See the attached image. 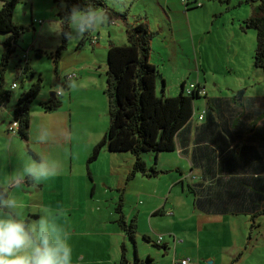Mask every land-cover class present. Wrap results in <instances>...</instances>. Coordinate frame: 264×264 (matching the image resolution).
<instances>
[{
	"label": "rangeland",
	"instance_id": "1",
	"mask_svg": "<svg viewBox=\"0 0 264 264\" xmlns=\"http://www.w3.org/2000/svg\"><path fill=\"white\" fill-rule=\"evenodd\" d=\"M59 1L60 0H19L13 13V21L23 25L26 31L18 39L16 49L9 57L4 76V87L9 88L13 83H15L17 87L12 89L11 98L5 106L12 109V105H15L19 95L25 91L40 74L43 77V86L39 95L30 105L31 119L27 139L21 138L18 134H12L8 131L10 122L5 127V132L0 131V180L6 184L9 183L12 178L15 179L17 176L22 175V162L29 156L33 159L44 156L49 160L55 161L60 166L59 174L54 176L55 178L52 179L53 181L35 182V184L38 185L44 184V187L35 193L36 195L27 196L26 194L15 192L12 196L23 202L25 205L23 211L28 210L25 212L26 214L29 210L40 213L41 210L48 209L57 222L65 226L68 230L70 234L69 242L72 246H78L77 243L81 242L78 238L81 236L84 237V243L88 245L95 242L110 245L113 237H111L108 232L111 226L116 224H114L115 222L111 223L110 221H112V218L108 219V216L111 217L113 213L115 214V207L120 196H122L123 212L130 213L131 210H133V214L127 220L131 222L134 218V211H136V208L143 209L148 199H153L154 196H158V194H155V182H157V179H138L140 180L138 182L137 179H135L133 180L134 182H132L136 186H139L141 180H143L144 183L142 182V186L145 185V191L139 190L138 188L130 189L127 187L125 194L130 193V195H126V197L123 196L126 189V175L122 180L123 184L121 182V186L118 188L117 186H114V188L108 186V184L114 185V183L117 185V180H106V178H116V170H120L124 165L127 163L129 164V162L125 159L114 161L109 158H122V156L130 153H109L106 157H100L87 165L86 161L91 149L86 147V143L91 144L92 135L86 134L82 140L81 138L78 139L77 133L70 132L66 121L62 124V130L67 131L69 136L67 139L65 138L63 140L62 131L58 126V118L60 117L59 114L61 110L66 109L60 107L55 111L44 112L41 108L39 104L41 98L49 95L50 91H55V88L60 87L59 84L56 83L55 65L53 63L55 50L61 42V26L58 18V11L60 7H63V3ZM105 1L107 5L114 10L123 9L125 5H128L126 0ZM144 6L149 8L146 10L148 13L147 15L144 12H140L137 8H134L135 11H131L130 19L134 21L142 17L144 22L148 21L149 26L154 27L153 29L158 32V34L156 32L152 42L149 61L158 68L160 75L164 78L166 94H171L172 96L177 95L181 81L183 80L185 83V91L190 84H197V81H199L208 97L236 96L237 93L241 91L242 95L249 97L247 101L253 104H260L261 106L257 105V107L264 110V70L254 66L252 56L249 55V40L244 44H240L236 39L229 37L232 31L230 18L231 14H234L233 12L231 14L225 12L218 16L214 19V24L212 25L213 22L210 20L207 11H202L203 8L192 9L190 11L192 33L189 30L187 20L184 21L183 18L180 17V21L184 24V26H180L182 31L180 33L176 32V35L172 36L169 18L166 14L163 11H159L160 13L156 10L150 11V4L145 3ZM247 7V5L240 6L241 9ZM240 8L236 10L238 11ZM31 22H33V25ZM235 22L239 24L237 21ZM178 24L179 23L176 24V28ZM101 27L102 29H114L118 31L117 25H110L108 22L100 26L99 29H101ZM247 31L255 40V32L252 29H248ZM7 37L8 35L0 33V48H2L0 58L5 49L3 43ZM77 40L78 37L75 36L69 38L67 48L61 52L58 60V71L59 75L62 74V81L63 73H66L67 65L73 59L75 50L72 44ZM38 49L43 51L41 57L35 54V50ZM26 51L29 53L33 70L36 72L34 77H31L29 73H22L21 71L23 65L21 64L22 61L18 60V57L20 59ZM51 55L53 56L52 58ZM62 66H64V68H62ZM105 72L100 73L99 84L92 88L93 93H98L100 84L104 89L106 84ZM72 77L73 75L70 78ZM159 83H162L160 78ZM159 83H157L158 93L160 91ZM60 89L64 93V97H61V99L62 101H66L69 92L67 88L63 87ZM103 93L104 92H102V94ZM197 104L201 105L203 108L205 106V98L196 100L195 105ZM239 109L242 110V108ZM105 111L104 117L107 113V111ZM4 112L7 114V109L5 107ZM64 116L67 118V115L64 114ZM40 128L47 129L50 133V141L46 144H38L35 142L37 130ZM9 147L10 149H8ZM29 149L34 152L37 158H34L29 152ZM9 154L12 156V161H10L8 165L6 158ZM163 154V158L168 159L171 156L170 154L176 156L177 159L181 157L174 152H164ZM146 158L149 166L154 165L157 167L158 162L157 160L155 162L154 157L153 160L150 159L149 155H147ZM182 161L184 166H182L181 169L187 171V162L184 159H182ZM132 165H128L129 172L132 169ZM90 167H92L94 179L97 183L95 187V183L92 182V177L89 175ZM84 168H86V173L89 178L87 179L88 181L84 180L86 186L83 188L77 180V177L84 174ZM161 172H163V170H161ZM161 178L162 180H165V178L178 179L174 172H170L168 175L162 176ZM24 179L27 180L26 177H23V180ZM57 181H63L65 184ZM128 184H130V182ZM9 187L10 185L8 184L7 188ZM123 187H125V189L121 194L120 190L123 189ZM53 189H55V191H53ZM117 189H119V191ZM180 189L178 184L174 185L170 200L168 201L169 203L172 201V198H174V195L176 196V193L180 192ZM78 194H82L84 197L81 195L78 200L73 202L74 207H72L69 201L71 195H73V199H75ZM166 195H168V192ZM191 196L192 195L189 194L188 198H191ZM105 197L111 199L107 200ZM183 199L182 202L179 203L182 204L181 208L184 212L187 210L188 206H186ZM159 202L162 203V201ZM169 203L166 205V208H169ZM38 206L39 208H37ZM111 211H113V213H111ZM150 213V211L145 214L141 213V215L136 218L137 224L143 230L148 229V222L150 220L154 223L161 224H165L166 221L169 220V216L165 215L163 219L159 217L150 218ZM29 219H32V217L29 216ZM259 220L261 227L252 229L249 226V233L246 234L245 237L242 235L243 229L238 228L237 243L239 246L244 245L247 247L246 250L240 249L235 251V248H216L213 253L216 257L215 263L264 264V215H262ZM164 236L165 235L162 237L169 240L167 236ZM204 239L210 241L212 236L204 235ZM136 240L137 245L130 240L127 241V255L131 264H135L134 259L136 253L137 256H144V258H146V254L151 253L155 258V264H170L166 262L167 257H164L165 252L162 247H153L140 236H138ZM218 240L226 245L232 243V238L229 236H213L215 247L221 245ZM181 241L182 239H178L177 243ZM249 243L251 244L248 245ZM202 245H204L203 242ZM181 249L182 248L179 247L178 253L181 252ZM206 249L207 246H201V250L206 251ZM171 252L173 253V251ZM171 252L169 253L173 260L171 264H175V259H182L176 258L178 256H173ZM187 257L189 256L183 258ZM203 257L204 258L200 261L201 264H213L210 262L213 260L212 258H210L209 261L208 258L205 256ZM73 258H75V256H73ZM189 258H191L195 264L196 259L194 257Z\"/></svg>",
	"mask_w": 264,
	"mask_h": 264
},
{
	"label": "crops",
	"instance_id": "2",
	"mask_svg": "<svg viewBox=\"0 0 264 264\" xmlns=\"http://www.w3.org/2000/svg\"><path fill=\"white\" fill-rule=\"evenodd\" d=\"M126 1L129 6L125 5L123 9H118L117 11L128 9L127 20L125 22L118 21L116 23L108 22L110 25H117L118 31L106 28L102 29V27L99 29L100 26H98L83 38H78V40L72 44L75 51L73 53V59L67 65L66 73H63V81L61 78L62 74L59 75L58 63L55 67L56 83L59 84L60 87L65 85L69 92L67 100L63 101L61 106V108L68 111L61 110L59 114L60 117L58 118V126L62 131V138L64 140L69 136L67 131L62 130V124L67 121L70 132L77 133L78 139L81 138L82 140L86 134L92 135L91 144L86 143V147H89L91 150L94 145L103 138L108 126V114L106 113L104 117V111H107V98L104 93L102 94L104 90L103 86L101 87L100 84L97 94L93 93L92 89L99 84L100 73L106 71L105 61L108 41L113 40L117 44L125 43L126 38L124 29L126 23L135 24L137 22H142L147 24L152 31H155L153 29L154 27H150L148 21L144 22L142 17L131 21V11H135L134 8H137L140 12H144L147 15L148 13L146 10L149 8L144 6L146 3L150 4V11H163L169 18V26L172 36H175L176 32L180 33L182 31L180 26H184V24L180 21V17L183 18L184 21L187 20L189 30L192 33L190 15L192 9L203 8L202 11H207L210 20L213 22L212 25L214 24V19L218 16L225 12H229L230 14L233 12L234 14H231L230 18L232 31L229 37L236 39L240 44H244L249 40V55L252 56L253 61V52L256 46V34L254 40L247 30L241 28V21L251 15L252 8L247 4H240L237 6L236 4L240 0H231L228 3H225L222 0H199L202 2V6L193 7L191 5L192 7L189 9L185 8V5L181 0ZM189 2L193 3L194 1L189 0ZM243 5H247L248 7L241 9L240 6ZM62 8L63 7H60L58 14ZM239 8L240 10L237 11L236 9ZM177 23L179 24L176 28ZM27 58L28 63L34 72V75L31 77H34L36 72L33 70V66L30 62L29 53L27 54ZM18 60H20L19 57ZM62 68H64V66H62ZM70 74H73V77L69 79L67 78V75ZM69 81H76L78 87H69ZM182 82H184V80L181 81V83ZM197 83L201 85L199 81H197ZM60 87L55 88V90L60 89ZM159 87L161 88L160 83ZM63 94L62 91L61 97H64ZM170 96L172 95L170 94ZM48 97L49 95L42 97L40 102L47 100ZM200 98H205V106L202 108L201 105H195L194 103L195 113L189 120V127L187 126L182 131L178 132L175 139V149L170 151L181 157L177 159L176 156L170 154V161L168 158H163L162 155L164 154L160 153L157 158L155 157V162L156 160L158 162L157 167H155L160 171L163 170V172H160L157 176L146 177L138 173L131 179H127L128 174L131 172V170L129 172L128 165L130 166L133 164V156H131V154H126L125 156H122V158H109L114 161L125 159L129 162V164L127 163L128 165H124L120 170H116V178H106V180H117V185L114 183V185L108 184V186L110 188L117 186L118 188L121 186L120 184L126 175V189L123 187V189L120 190V193L122 194L125 189L123 193V196L125 197L126 195H130V193L125 194L127 187L130 189L138 188L139 190L145 191V185L142 186L143 180H141L139 186H136L133 183V180L137 179L138 182L140 181L138 179H157V182H155V194H158V196H154L153 199H148L143 209L136 208V211H134V218L136 221V218L139 217L141 213L145 214L150 211V218L159 217L163 219L165 215L169 216V220H167L165 224L154 223L150 220L148 222V229H146L150 233L141 229L136 221L137 233L135 244L137 245L136 238H138V236L143 239L146 235L156 243L159 235L167 236L169 240H167V238H162L161 243L158 244L164 249V257H167L166 262L170 264L173 262L169 254L171 251H173L171 254L173 256H178L176 257L178 259L186 256L194 257L196 259L195 264H201L200 261L204 258L203 256L208 258L209 261L210 258H212L213 260L210 262L216 264V257L213 254L216 248H235V251L240 249L246 250L247 247L244 245L239 246L237 243L238 228L243 229L242 235L245 237L246 234L249 233L248 227H251L250 214L246 213L244 202L250 195V188L253 185L252 182L257 180L258 176L264 175V167L261 166V164L264 163V138L261 132L258 131L260 127H264V110L257 107V105H261L247 101L249 97L244 95H242L241 99H238L235 95L227 97H208L207 93H205V95ZM208 100H212L210 107ZM4 107L7 109V114L4 112ZM239 108H242V110ZM202 113L204 115L200 120L199 116ZM64 114L67 115V118ZM10 120H12V109L8 106L0 107V131L5 132V127L9 124ZM210 122H212V126L209 127L208 123ZM247 148H253V150L247 153L245 151ZM8 149H10V147ZM109 153L111 152L107 149L102 150L98 159L100 157H106ZM150 159L153 160L152 155H150ZM182 159L187 162V171L181 169V167L184 166ZM6 160L9 165L10 161H12V156L9 154ZM147 166L149 167L148 163ZM170 172H174L178 179L165 178V180H162L161 177L168 175ZM89 175L92 177V182L95 183V187L97 183L94 179L92 167H90ZM54 178L55 177H52L48 180L53 181L52 179ZM88 178L89 176L86 173V168H84V174L81 176L79 175L77 180L84 188L86 186L84 180L88 181ZM241 179L243 180L240 181ZM63 181L57 182L65 184L66 180L65 183ZM129 182L130 184H128ZM0 183L4 190V194L9 196H12L15 192L26 194L27 196L36 195L35 193L44 187V184L38 185L31 180H23L22 175L17 176L15 179L12 178L9 183L5 184L1 180ZM8 184L10 185L9 188H7ZM177 184L181 188L180 192H177L176 196L174 195V198H172V201L169 203L168 201L170 200L173 187ZM206 185H209V191L212 193L210 196H205L204 193L202 194V192H200L201 188ZM188 186L194 191V195L189 192ZM117 190L119 191V189ZM53 191H55V189H53ZM167 192L168 195H166ZM189 194L192 195L191 198H188ZM81 195L82 194H78L75 199H73L74 196L71 195L72 199L70 198L69 201L71 202L72 207H74L73 202L78 200ZM82 197H84V195H82ZM106 199L110 200L111 198ZM182 199L185 201L186 206H188L187 210L184 212L181 208L182 204L179 203L182 202ZM159 201H162V203ZM168 203L170 206L169 208H166ZM205 204L216 205L217 207L215 208L218 212L215 213L208 210V207ZM37 208H39V206ZM221 210H223L224 213H220ZM27 211L28 210L24 211L26 219L33 220V222L38 219L39 213L29 210L26 214L25 212ZM111 213H113V211H111ZM132 214L133 210H131L130 213L123 212L124 219L127 223H129L127 220ZM29 216L32 217V219H29ZM117 217V213H113L111 217L108 216V219L112 218V221L110 222H115L114 224H116L111 226L108 232V234L113 237L110 245L98 242L88 245L84 243L83 236L78 238L81 242L77 243L78 246H72L73 256H75V258H73V264H120V247L122 243L126 247L128 264H131L127 255V241H129V238L117 225ZM259 221L260 220H258V222ZM258 227H261L260 222L252 229ZM204 235L212 236V239L206 241ZM219 235L231 237L232 243L226 245L218 240L221 245L215 247L213 236L216 237ZM175 238L182 239V241L175 243ZM202 242L204 245H202ZM147 243L154 247L152 242ZM250 244L251 243L248 245ZM178 246L182 248L180 253H178ZM201 246H207L206 251L201 250ZM146 255V258L150 257L152 260H155L151 253ZM138 258L141 260L145 259L144 256L140 255H138ZM174 261H176V259ZM192 264H194L193 260Z\"/></svg>",
	"mask_w": 264,
	"mask_h": 264
},
{
	"label": "trees",
	"instance_id": "3",
	"mask_svg": "<svg viewBox=\"0 0 264 264\" xmlns=\"http://www.w3.org/2000/svg\"><path fill=\"white\" fill-rule=\"evenodd\" d=\"M222 1L228 3L231 0ZM59 2L63 3V8L58 14L61 42L55 50L54 57L51 55L55 67L69 40L64 35L65 32L70 31V27L66 23V16L74 6L85 7L87 0H60ZM92 2L97 9L104 11L109 23L127 20L128 9L114 10L107 5L105 0H92ZM18 3L19 0H0V33L8 35L3 43L5 49L0 58V107L5 106L12 95V89L4 87V76L10 54L15 51L18 39L26 31L23 25L13 21V13ZM240 4H247L252 8L251 15L241 21V28L255 31L256 46L253 52V64L264 70V0H240L236 5ZM186 9L189 8L186 7ZM124 33L125 43L117 44L113 40H109L107 44L106 84L103 92L107 98L108 126L103 138L92 148L86 163L89 165L96 161L104 149L111 153H130L134 157V162L127 179H131L138 173L146 177H154L161 171L155 166H147V155L157 158L160 153L175 149L178 132L189 127V120L195 110L194 103L201 97L197 90L203 87L197 83L194 84V88L189 89V86L185 91V83L182 82L178 94L170 96L165 94V80L161 77L162 83H160L161 88L158 93L157 83H159L160 73L158 68L149 61L151 42L156 32L152 31L147 24L137 22L135 24L126 23ZM42 53L43 51L39 49L35 50L38 57ZM20 61L23 65L22 73L34 75L28 61L24 57H21ZM42 86L43 77L40 74L19 95L15 105L12 106V120H10L8 128L12 134H18L21 138L27 139L31 119L30 105L39 95ZM62 103L61 96L54 92L47 100L41 101L39 104L44 112H51L60 108ZM208 104L210 107L212 100H208ZM14 123L16 126L12 129ZM208 124L209 127L212 126V122ZM258 131L264 138V127H260ZM251 150L253 148L245 149L247 153ZM29 152L34 158H37L32 150L29 149ZM261 166L264 167V163ZM27 181L30 180L27 179ZM252 184L250 195L244 202V208L246 213L250 214L251 228H254L259 224V218L264 215V175L258 176ZM208 187L209 185H206L201 188L200 192L205 196L212 194ZM188 189L194 195V191L189 186ZM205 205L208 210L218 212L215 208L216 205ZM115 213L118 215L117 225L129 240L135 243L137 233L135 218L129 223L124 219L122 196L116 204ZM220 213H224L223 210ZM143 239L160 247L146 235ZM120 249V264H128L126 247L123 243ZM134 263L154 264V260L150 257L141 260L135 255Z\"/></svg>",
	"mask_w": 264,
	"mask_h": 264
},
{
	"label": "clouds",
	"instance_id": "4",
	"mask_svg": "<svg viewBox=\"0 0 264 264\" xmlns=\"http://www.w3.org/2000/svg\"><path fill=\"white\" fill-rule=\"evenodd\" d=\"M107 22V15L92 0H87L85 7L74 6L67 14L70 31L64 33L65 38H83ZM69 87L76 88L78 84L69 81ZM49 141V131L38 129L35 142ZM59 168L58 163L44 156L38 159L29 156L22 162V177L44 182L58 175ZM24 207L16 197L0 193V264H73V247L66 227L48 209L41 210L34 222L29 221L24 216Z\"/></svg>",
	"mask_w": 264,
	"mask_h": 264
},
{
	"label": "bare ground",
	"instance_id": "5",
	"mask_svg": "<svg viewBox=\"0 0 264 264\" xmlns=\"http://www.w3.org/2000/svg\"><path fill=\"white\" fill-rule=\"evenodd\" d=\"M194 2L193 3H190L189 2V0H186V2H182L184 5H185V8L186 7H188V8H190V7H200V6H202V2L201 1H199V0H193ZM197 3H200L199 5L197 4ZM192 5V6H191ZM31 23H33V22H31ZM110 23H116V22H110ZM27 54H28V51H26L24 54H23V56L22 57H24V59H26L27 61H28V58H27ZM73 75V74H72ZM71 74L70 75H67V78H70L71 76H72ZM160 80H161V78H160ZM13 85H15V86H13ZM17 87V85L15 84V83H13L11 86H10V88L11 89H14V88H16ZM66 88V86L65 85H63V86H61L60 88ZM202 90V91H201ZM198 91V94L200 95V96H203V95H205V90H204V88H201V89H198L197 90ZM56 93L57 95H62V91H61V89H58V90H55V91H50V93H52V95H53V93ZM50 93H49V96H51L50 95ZM194 113H195V111H194ZM194 113H193V115H194ZM202 115V118H203V113L201 114ZM193 117V116H192ZM201 118V119H202ZM200 119V118H199ZM200 119V120H201ZM13 127H15V126H13L12 125V129H13ZM14 132V131H13ZM155 158V157H154ZM159 236H161V238H163L162 237V235H159ZM159 236H158V238H159ZM158 238H157V241H158ZM161 241H162V239L160 240V242H157V243H161ZM177 241H178V239L177 238H175L174 239V242L175 243H177ZM187 258H189V257H187ZM183 259V258H182ZM180 260V259H179ZM190 260H191V264H192V259L190 258ZM175 263V262H174ZM176 264V263H175Z\"/></svg>",
	"mask_w": 264,
	"mask_h": 264
},
{
	"label": "built area",
	"instance_id": "6",
	"mask_svg": "<svg viewBox=\"0 0 264 264\" xmlns=\"http://www.w3.org/2000/svg\"><path fill=\"white\" fill-rule=\"evenodd\" d=\"M181 1L182 2H186V0H181ZM197 4L199 5L200 3H197ZM13 86H15V85H13ZM194 87H195V85L191 84L189 89H192ZM199 118L201 119L202 115H200ZM13 126H16V123H14ZM161 239H162L161 236H159L157 242H160ZM175 263L176 264H191V260H190V258H183V259H180V260H176Z\"/></svg>",
	"mask_w": 264,
	"mask_h": 264
},
{
	"label": "water",
	"instance_id": "7",
	"mask_svg": "<svg viewBox=\"0 0 264 264\" xmlns=\"http://www.w3.org/2000/svg\"><path fill=\"white\" fill-rule=\"evenodd\" d=\"M161 77H162V76L160 75L159 78H161ZM50 95H52V93H50ZM236 96L238 97V99H241V97H242V92H241V91L238 92ZM154 159H155V158H154ZM0 193L4 194V190H3V188H2L1 185H0Z\"/></svg>",
	"mask_w": 264,
	"mask_h": 264
}]
</instances>
